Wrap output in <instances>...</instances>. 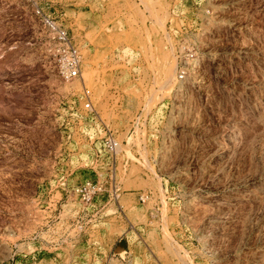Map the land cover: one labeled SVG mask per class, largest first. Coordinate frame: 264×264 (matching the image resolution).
<instances>
[{
    "label": "rangeland",
    "instance_id": "1",
    "mask_svg": "<svg viewBox=\"0 0 264 264\" xmlns=\"http://www.w3.org/2000/svg\"><path fill=\"white\" fill-rule=\"evenodd\" d=\"M60 31L80 78L57 73ZM0 68V261L35 249V218L100 173L76 113L86 88L122 95L116 135L134 153L127 224L90 240L131 264H264V0H0Z\"/></svg>",
    "mask_w": 264,
    "mask_h": 264
},
{
    "label": "built area",
    "instance_id": "2",
    "mask_svg": "<svg viewBox=\"0 0 264 264\" xmlns=\"http://www.w3.org/2000/svg\"><path fill=\"white\" fill-rule=\"evenodd\" d=\"M43 25L55 28L47 19L43 20ZM58 40V75L64 80L80 78L82 58L77 47L68 41L63 31L59 32ZM193 56V49L178 56L174 68L178 80L185 76L186 62ZM121 98L122 95L115 89L94 95L89 89L83 88L76 95V113L95 127L89 137L87 155L94 161L90 169L100 173H96L94 179L83 180L69 187L72 197L49 202L48 212L35 218L38 222L32 236L37 243L35 249L12 253L0 264H131L132 256L127 246L117 243L104 250L90 240L110 223L119 226L127 224L119 195L130 167L128 159L134 157V153L130 151L129 145L127 147V142L119 141L116 135V111ZM96 159H104L102 171L96 165ZM145 199L146 195H139L137 201L144 203ZM123 234L121 230L119 235Z\"/></svg>",
    "mask_w": 264,
    "mask_h": 264
},
{
    "label": "bare ground",
    "instance_id": "3",
    "mask_svg": "<svg viewBox=\"0 0 264 264\" xmlns=\"http://www.w3.org/2000/svg\"><path fill=\"white\" fill-rule=\"evenodd\" d=\"M1 69V68H0ZM1 72V71H0Z\"/></svg>",
    "mask_w": 264,
    "mask_h": 264
}]
</instances>
